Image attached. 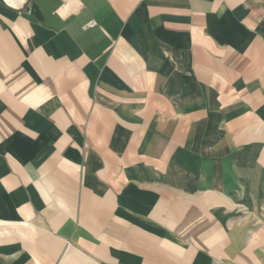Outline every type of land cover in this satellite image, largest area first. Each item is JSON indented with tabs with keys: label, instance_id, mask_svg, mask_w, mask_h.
<instances>
[{
	"label": "crops",
	"instance_id": "1",
	"mask_svg": "<svg viewBox=\"0 0 264 264\" xmlns=\"http://www.w3.org/2000/svg\"><path fill=\"white\" fill-rule=\"evenodd\" d=\"M264 0H0V264H264Z\"/></svg>",
	"mask_w": 264,
	"mask_h": 264
},
{
	"label": "rangeland",
	"instance_id": "2",
	"mask_svg": "<svg viewBox=\"0 0 264 264\" xmlns=\"http://www.w3.org/2000/svg\"><path fill=\"white\" fill-rule=\"evenodd\" d=\"M263 219H264V217H263ZM257 249H258V251L261 252L262 255H264V240H262L259 244H257Z\"/></svg>",
	"mask_w": 264,
	"mask_h": 264
}]
</instances>
